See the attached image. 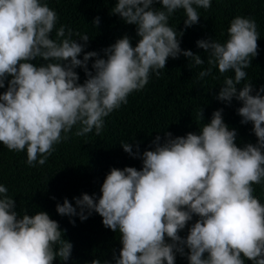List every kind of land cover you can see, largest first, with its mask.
I'll return each mask as SVG.
<instances>
[{
	"label": "clouds",
	"instance_id": "1",
	"mask_svg": "<svg viewBox=\"0 0 264 264\" xmlns=\"http://www.w3.org/2000/svg\"><path fill=\"white\" fill-rule=\"evenodd\" d=\"M210 7L211 0H115L111 14L135 26L137 41L133 46L124 35L100 56L84 51L91 39L87 34L63 24L56 28L58 15L46 0H0V89L7 82L0 93V143L26 151L27 164L35 166L44 165L54 145L69 139L77 125L76 136L93 130L98 136L104 118L142 90L151 73L158 77L169 58L183 55L193 66L205 62L181 49L183 30L170 27L169 18L183 10L187 29L199 22L197 9ZM99 23L95 17L91 24ZM259 38L254 19L236 16L223 43L196 41L209 65L198 78L213 68L224 75L215 98L240 103L236 112L241 124H251L254 144L237 145V132L225 124L222 109L203 122L201 108L198 132L176 137L165 132L162 142L158 134L153 149L142 153L138 142L136 152L133 144L121 142L125 153L141 159L139 170L111 168L98 197L82 193L73 197L75 206L67 198L56 204L60 216L84 221L96 213L105 228L119 233L118 255L103 264H175L177 253L187 264H264V203L253 187L264 183V86L255 91L251 81L240 86L258 55ZM77 68L84 71L83 83ZM230 72L234 75H225ZM72 248L48 213L18 214L8 188L0 184V264L67 261Z\"/></svg>",
	"mask_w": 264,
	"mask_h": 264
},
{
	"label": "trees",
	"instance_id": "2",
	"mask_svg": "<svg viewBox=\"0 0 264 264\" xmlns=\"http://www.w3.org/2000/svg\"><path fill=\"white\" fill-rule=\"evenodd\" d=\"M49 7L58 15L56 28L63 24L73 32L87 34L89 42L84 51H96L103 56V49L113 44L118 38L127 35L133 46L137 41L135 26L125 24L118 15L111 14L115 0H46ZM159 7L158 4L153 5ZM200 20L196 25L184 28L185 14L177 10L169 18V26L177 32L183 30L180 37L182 50H190L201 55L205 62L193 66L183 55L177 59L169 58L165 69L157 77L149 76L148 84L140 91H133L127 97V104H122L104 118V126L97 136L95 130L85 136L74 133L75 126L68 134L69 139L54 145V151L44 165L36 163L29 166L26 162V151L8 150L0 143V184L8 188V195L16 202L18 214H34L44 211L57 221L63 230V238L73 245L71 257L67 261H53V264H91L93 259L112 262L113 254L119 253V233H113L102 224V218L93 213L86 220L79 217L60 216L55 210L57 203L67 198L73 206V197L82 193L99 196V188L111 168L123 169L142 166L139 158L125 153L121 142L139 143V152L152 150L153 140L159 134L161 142L164 133L170 132L173 137L184 136L188 132H198L202 122L198 117L203 109V122H208L213 111L222 109L223 119L230 129L237 132L236 143L243 146L255 143L251 124H241V117L236 109L240 103L233 99L231 104L218 101L215 96L223 84L224 75L218 68H213L210 75L199 79V73L206 70L208 54L196 46V41L212 38L223 43L227 39V28L236 16L252 18L257 24L259 33L258 55L251 60L245 69L247 77L243 83L251 81L254 91L264 86V0H211L207 10L197 9ZM99 17L100 23L95 28L91 23ZM55 39V29L52 33ZM76 35L73 40L78 39ZM77 42H81L77 40ZM83 53L80 57L82 59ZM251 59V58H250ZM42 63V61H31ZM93 60L88 67L91 70ZM80 83L86 79L84 71L75 69ZM225 75L233 76L234 73ZM0 89V93L6 90ZM239 87V86H238ZM264 95V93H261ZM254 195L264 203V183L253 185ZM54 197V199H53ZM74 220L75 224L69 221ZM189 222V225L195 221ZM187 227L179 235L186 236ZM187 251V249H185ZM175 264H187L185 257L176 254ZM251 264V261H245Z\"/></svg>",
	"mask_w": 264,
	"mask_h": 264
}]
</instances>
